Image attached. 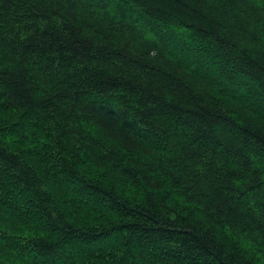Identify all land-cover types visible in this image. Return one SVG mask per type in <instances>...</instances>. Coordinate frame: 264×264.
Instances as JSON below:
<instances>
[{
  "label": "trees",
  "instance_id": "obj_1",
  "mask_svg": "<svg viewBox=\"0 0 264 264\" xmlns=\"http://www.w3.org/2000/svg\"><path fill=\"white\" fill-rule=\"evenodd\" d=\"M0 264H264V0H0Z\"/></svg>",
  "mask_w": 264,
  "mask_h": 264
}]
</instances>
